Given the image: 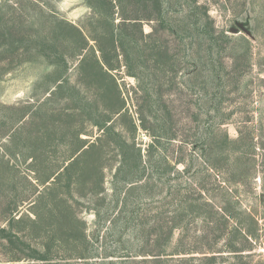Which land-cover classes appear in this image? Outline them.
Listing matches in <instances>:
<instances>
[{
	"label": "rangeland",
	"instance_id": "374dc122",
	"mask_svg": "<svg viewBox=\"0 0 264 264\" xmlns=\"http://www.w3.org/2000/svg\"><path fill=\"white\" fill-rule=\"evenodd\" d=\"M124 38L102 69L98 41ZM69 164L104 192L56 185ZM247 231L264 256V0H0V264H159Z\"/></svg>",
	"mask_w": 264,
	"mask_h": 264
},
{
	"label": "trees",
	"instance_id": "16d2710c",
	"mask_svg": "<svg viewBox=\"0 0 264 264\" xmlns=\"http://www.w3.org/2000/svg\"><path fill=\"white\" fill-rule=\"evenodd\" d=\"M144 18H139L138 16L136 17H131V18H123V22L120 25L121 26H132L136 27L140 22L143 21ZM140 26V25H139ZM72 27V26H71ZM83 42L85 41L86 46L89 44V42L82 37ZM130 38H124V39H118L115 40L113 39L110 41L112 43V48L110 49L107 44L103 42H99V51L101 53V61H102V66L101 68L104 69H109V70H114L115 65L112 63V60L114 57H116V60L123 56L124 58H129V55L123 50V45L130 43L131 40H128ZM247 42V41H246ZM248 44V42H247ZM84 48V47H83ZM119 48L122 50V55L119 53ZM111 50V51H110ZM249 50V49H248ZM248 55V52H247ZM246 54H244L245 60L249 59V57ZM119 61V60H117ZM235 66L237 65V56L234 58ZM104 67V68H103ZM38 173H40L39 170H34ZM57 173L53 172L51 174H47L48 176L44 177L38 175V179L40 181L48 182L51 178H53ZM77 175L78 178L77 180L80 181V179H88L91 178L93 181L94 185L90 189L91 196L95 198L97 195H101L104 192V188L102 186L103 184V172L101 169H98L94 164H69L64 172H59L57 174L58 178L57 181L55 182L56 185L58 184L59 180H61L64 176L67 175ZM56 176V177H57ZM77 185V183H75ZM55 190V189H53ZM81 193V192H80ZM99 197V196H98ZM56 201H53V206L51 208V215L50 218H53L54 224H59V225H64L66 226L68 223H71L73 225L78 224V220L74 214H71V209L72 207L69 206V204L65 200H61L58 197H56ZM35 216V223L38 222L40 223L42 218L41 216H37V214H34ZM229 218L232 219L233 221L236 222V224L240 223L239 216H236L234 214H228ZM24 218H19L18 220H15L16 222H21ZM246 236H242V239L244 242L243 246H233L228 250L225 251H215V250H209V251H196V250H186V249H178L175 250L171 256H182L178 258H169L167 254L165 253H160V255H156L157 257L155 259H152V261H155V263L159 264H264V256L261 254H257L256 248L254 245L250 242V240H257V236L255 233L251 231L245 232ZM60 234H63L62 232ZM240 235V231L237 229H234L231 231L230 234H228L227 239L230 240L231 237L234 235ZM73 237V233L72 236ZM45 252L43 254L39 253L36 254L34 259L37 260H42V261H48V260H55L53 259H48L45 254L48 255L47 250H44ZM195 254H198V256H194ZM145 256L147 254H144ZM257 256H260L258 260H255ZM31 257V256H30ZM50 257V256H48ZM78 259H83L86 260L84 264H103V263H98L92 256H79ZM90 259V260H89ZM93 260V261H91ZM19 261V260H18ZM145 263H147L148 259L143 260ZM52 264H63V263H58L54 262ZM65 264H69L65 263ZM80 264V263H78ZM105 264H117L116 262H109Z\"/></svg>",
	"mask_w": 264,
	"mask_h": 264
}]
</instances>
